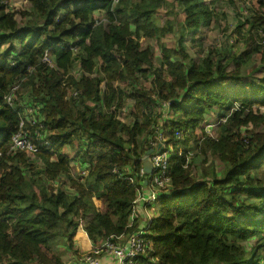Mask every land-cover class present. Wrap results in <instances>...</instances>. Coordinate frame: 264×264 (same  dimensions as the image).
I'll list each match as a JSON object with an SVG mask.
<instances>
[{
    "label": "trees",
    "instance_id": "16d2710c",
    "mask_svg": "<svg viewBox=\"0 0 264 264\" xmlns=\"http://www.w3.org/2000/svg\"><path fill=\"white\" fill-rule=\"evenodd\" d=\"M16 1L0 0V264H64L56 245L67 239L76 258L80 232L93 245H125L143 227L136 201L152 174L141 178L142 158L160 135L175 154L171 187L150 208L149 257L264 264V0ZM215 30L228 46L200 50ZM235 34L245 40L230 52ZM254 56L261 67L247 66ZM34 103L51 146L10 153L23 119L36 139L39 125L26 118Z\"/></svg>",
    "mask_w": 264,
    "mask_h": 264
},
{
    "label": "built area",
    "instance_id": "2783aa9c",
    "mask_svg": "<svg viewBox=\"0 0 264 264\" xmlns=\"http://www.w3.org/2000/svg\"><path fill=\"white\" fill-rule=\"evenodd\" d=\"M120 0H113L114 5L118 4ZM43 63L49 65L51 68H55V64L50 56L45 55ZM65 84V83H64ZM19 86H15L14 89L5 97V103L14 108L17 100V92ZM74 96H78L76 92ZM170 104H165V109L169 108ZM167 107V108H166ZM42 110V105L34 103L28 107L26 118L32 119V125H39V130L36 131V139L33 140L31 134L26 130V119H23L19 131L12 137L10 144V153L17 152H29L32 154H39L43 152V147L51 146L47 136L44 137L45 127L43 125V117H38L39 111ZM40 118V120H38ZM163 137L160 135L159 141L151 143L154 147V153L152 155V161L154 164V170L149 180L145 182L143 191H140L136 201V211L139 215H142V229L141 231L130 237L129 241L123 245L121 243L113 244L108 241L99 245H90L80 247L79 257H74L72 264H156V260L149 257V252L152 251V245L147 240V235L151 227L153 217L150 213V208L153 207L164 191L171 187V177L169 176V168L171 159L175 154V151L171 146L166 144V141H162ZM161 145V148L159 146ZM163 146V148H162ZM159 148V149H158ZM3 152L0 151V161L3 158ZM184 154L180 151V157ZM80 177H85L87 171L85 168H80ZM120 178L124 176L120 171H114ZM146 173L142 168L140 176L144 177ZM126 180L134 182V176H127Z\"/></svg>",
    "mask_w": 264,
    "mask_h": 264
},
{
    "label": "rangeland",
    "instance_id": "374dc122",
    "mask_svg": "<svg viewBox=\"0 0 264 264\" xmlns=\"http://www.w3.org/2000/svg\"><path fill=\"white\" fill-rule=\"evenodd\" d=\"M27 3H28V1L27 0H18V1H16V2H14L13 3V8H20V7H22V6H25V8H27ZM243 9H244V7H243ZM161 13V20L162 21H165L166 20V13L164 12V11H162V12H160ZM250 15V13L249 12H243V11H241L240 13H239V17L241 18V19H246V17L247 16H249ZM233 17H235V15H233ZM104 22H107L106 20H104ZM232 23H233V21H232ZM230 31H231V33H232V30H234L235 29V26L234 25H232L231 27H230ZM231 33H229L230 35H231ZM260 33H262V30H260ZM227 36V35H226ZM190 37H191V34H187L186 35V41H185V43H184V45L186 46V47H188V49L190 48V50H189V52H190V54L191 55H193L194 57H197V49H195V48H191L190 46H191V40H190ZM242 36H239V35H237V34H235L234 36H232V38L230 39V46H229V49H230V52L231 51H235V49H236V47H239L243 42H244V40L245 39H243V38H241ZM174 41V40H173ZM173 41H170L169 42V46L170 47H176V44H175V42H173ZM227 41H228V39H227V37H225V35H223L220 31H218V30H215V32L214 33H211V34H207V33H205V37H204V40L203 41H200V42H198V47L200 48V50H201V47H203V49L202 50H204V51H207L209 48H211V47H216L217 49H218V51L221 53V51L226 47V46H228L227 45ZM151 45L156 49V52H157V55L158 56H160V53H161V51H160V49L158 48V46H157V43L155 42V41H152L151 42ZM225 59L227 58V53H225ZM196 59H198V58H196ZM226 61V60H225ZM157 65H158V63H156ZM249 68H253L254 66L255 67H261L262 65L260 64V60H259V58L257 57V56H254L253 57V59H252V61H251V64L250 65H247ZM233 65H231L230 67H229V71H231V70H233ZM74 75H75V77L76 78H79L80 77V75H81V73L79 72V71H74ZM62 87L63 88H70L71 90H72V86H70L69 85V83H67V82H65V84H63L62 85ZM76 93V92H75ZM74 93V94H75ZM78 93V96H79V92H77ZM74 94H73V98H78V96H74ZM26 95H28V91H26ZM24 103H27V101H25ZM128 105H131V104H129L128 103ZM167 108V107H166ZM263 112H264V110H263ZM168 118H170V115L168 116ZM165 119H166V117H165ZM122 120L124 121V122H129L130 121V117H129V110L127 109V110H125L124 111V115H122ZM193 143V142H192ZM196 141L194 140V145H193V148L194 149H197L196 147ZM72 151V150H71ZM193 153H194V155H193V157H192V160L191 161H193V163L194 162H196L195 163V167H198L199 169H200V172H202V168H201V166H200V164L202 163V161H203V157L201 158V157H199V156H197L198 154H197V150L195 151H193ZM75 154V153H74ZM36 163L40 166V168H41V162L40 161H36ZM75 165V164H74ZM208 168H212V166H211V163H209L208 165ZM216 170L217 171H220L221 170V168H220V166L219 165H217L216 166ZM78 172H79V169L76 167V169L73 171V173H74V175L75 174H78ZM222 172V171H221ZM220 172V173H221ZM62 182H65V179H62L61 180ZM93 190H95V188H92ZM154 208H157V206H155ZM156 212V211H155ZM153 214V212L151 213V215ZM89 220L91 219V217H89L88 218ZM85 234L83 233V232H80L79 233V236H78V239H76L75 240V245H76V248H82L83 246H87L88 244H90V245H93L92 244V242H90L89 241V239L87 238V236L85 235ZM255 245V242H254V240L253 241H251V242H249L248 244H247V247L249 248V249H252L253 248V246ZM68 248H69V244H68V242H67V239H65V240H62L58 245H56V251L58 252V253H61L62 255H63V260H64V264H72V263H74V261L72 260V258H70V254H69V251H68ZM75 248V249H76ZM261 255H262V260H263V263H264V249L263 250H261ZM78 257H79V255H78ZM262 260H261V263H262Z\"/></svg>",
    "mask_w": 264,
    "mask_h": 264
},
{
    "label": "water",
    "instance_id": "95a60500",
    "mask_svg": "<svg viewBox=\"0 0 264 264\" xmlns=\"http://www.w3.org/2000/svg\"><path fill=\"white\" fill-rule=\"evenodd\" d=\"M159 148H161V145L159 146ZM153 153H154V150H149L146 153V155L142 158L143 169L147 175H151L153 173V170H154V164H153V161L151 158Z\"/></svg>",
    "mask_w": 264,
    "mask_h": 264
},
{
    "label": "clouds",
    "instance_id": "9594fccd",
    "mask_svg": "<svg viewBox=\"0 0 264 264\" xmlns=\"http://www.w3.org/2000/svg\"><path fill=\"white\" fill-rule=\"evenodd\" d=\"M51 68V67H50ZM51 69H56V67L55 68H51Z\"/></svg>",
    "mask_w": 264,
    "mask_h": 264
},
{
    "label": "crops",
    "instance_id": "0c3cea01",
    "mask_svg": "<svg viewBox=\"0 0 264 264\" xmlns=\"http://www.w3.org/2000/svg\"><path fill=\"white\" fill-rule=\"evenodd\" d=\"M142 216V215H141Z\"/></svg>",
    "mask_w": 264,
    "mask_h": 264
}]
</instances>
